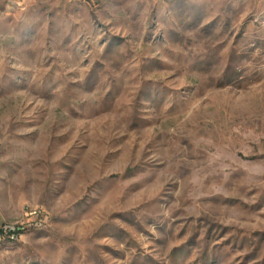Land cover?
<instances>
[{"label":"rangeland","instance_id":"374dc122","mask_svg":"<svg viewBox=\"0 0 264 264\" xmlns=\"http://www.w3.org/2000/svg\"><path fill=\"white\" fill-rule=\"evenodd\" d=\"M0 200V264H264V0H0Z\"/></svg>","mask_w":264,"mask_h":264},{"label":"built area","instance_id":"2783aa9c","mask_svg":"<svg viewBox=\"0 0 264 264\" xmlns=\"http://www.w3.org/2000/svg\"><path fill=\"white\" fill-rule=\"evenodd\" d=\"M50 223V215L44 209H34L16 223H6L0 228V242L8 238L11 242H16L21 234L29 229L42 230Z\"/></svg>","mask_w":264,"mask_h":264},{"label":"crops","instance_id":"0c3cea01","mask_svg":"<svg viewBox=\"0 0 264 264\" xmlns=\"http://www.w3.org/2000/svg\"><path fill=\"white\" fill-rule=\"evenodd\" d=\"M13 219L12 213L3 207V204L0 200V228L3 227L6 223Z\"/></svg>","mask_w":264,"mask_h":264}]
</instances>
